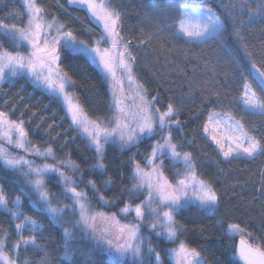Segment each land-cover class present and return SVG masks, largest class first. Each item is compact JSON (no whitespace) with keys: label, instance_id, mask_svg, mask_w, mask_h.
<instances>
[{"label":"trees","instance_id":"obj_1","mask_svg":"<svg viewBox=\"0 0 264 264\" xmlns=\"http://www.w3.org/2000/svg\"><path fill=\"white\" fill-rule=\"evenodd\" d=\"M36 2L45 18L56 21L78 42L92 43L100 36L84 8L68 0ZM183 4L212 8L223 21L218 37L197 42L179 35L174 24L182 18ZM8 5L5 2L3 12ZM112 5L119 15L121 39L132 46L134 71L147 97L158 115L164 119L170 112L176 124L160 130L169 132L177 150L191 158L216 196L213 206L195 199L179 204L180 238L199 251L201 264H243L237 252L239 237L264 251V111L247 110L240 100L249 81L264 105V87L253 72L257 68L264 76V0H112ZM0 42L16 49L5 36ZM60 66L91 120L88 130L74 126L62 100L24 74L0 85V113L20 122L29 142L50 149L56 163H69L66 168L75 181L71 193L75 189L91 205L119 214L144 196L138 195L141 188L133 187L130 176L134 166L145 167L144 156L155 136L125 149L102 140L99 131L114 113L107 80L85 54L64 45ZM211 112L239 120L260 151L253 157L223 158L203 134ZM0 192L10 209L19 198L22 216L36 223L33 230L20 233L12 214L0 208V241L19 264H138L112 260L77 228L56 222L1 157ZM231 226L242 234L231 232ZM20 238L30 241L19 244ZM150 240L170 264L165 256L168 242ZM145 257L141 264H153L150 256Z\"/></svg>","mask_w":264,"mask_h":264},{"label":"rangeland","instance_id":"obj_2","mask_svg":"<svg viewBox=\"0 0 264 264\" xmlns=\"http://www.w3.org/2000/svg\"><path fill=\"white\" fill-rule=\"evenodd\" d=\"M5 2L9 3L7 12L2 10ZM68 2L84 8L98 26L100 36L94 42H78L56 21L45 18L36 0H0V39L5 36L16 48H5L0 42V85L17 75H27L62 100L74 126L88 130L93 126L91 120L73 95L71 81L60 66L63 45L85 54L107 80L112 98L114 113L110 122L99 131L102 140L125 149L146 137L155 136L144 156L145 167L134 166L130 176L133 187L142 189L136 190L138 195L144 196L137 203L122 207L119 214L91 205L85 194L80 195L75 189L71 193L75 181L66 168L69 163H56L50 149L32 145L23 125L1 113L0 157L18 171L26 189L35 194L36 203L50 212L56 222L77 228L105 250L112 260L141 264L146 255L153 264H166L158 245L150 240L156 237L168 242L165 256L170 264H201L203 258L199 251L179 236L176 212L184 199L213 206L216 196L212 188L191 158L177 150L169 132L160 130L176 124L171 120L170 112L164 119L158 115L147 97L145 87L134 71L132 46L121 39L119 15L112 0ZM181 16L174 26L179 35L190 41L202 42L218 37L223 28L221 18L207 5L183 4ZM253 72L264 87L263 74L257 68ZM240 100L247 110L264 111L258 93L249 81ZM203 134L226 159L253 157L260 151L256 139L230 114L209 113ZM20 202L19 198L15 199L10 209L0 192V208L12 214L17 230L22 233L25 229L33 230L36 223L22 216ZM230 231L242 234L237 226H231ZM29 239L20 238L19 244H27ZM2 243L4 241H0V264H19L13 251Z\"/></svg>","mask_w":264,"mask_h":264},{"label":"water","instance_id":"obj_3","mask_svg":"<svg viewBox=\"0 0 264 264\" xmlns=\"http://www.w3.org/2000/svg\"><path fill=\"white\" fill-rule=\"evenodd\" d=\"M237 252L243 264H264V251L243 236L238 238Z\"/></svg>","mask_w":264,"mask_h":264}]
</instances>
